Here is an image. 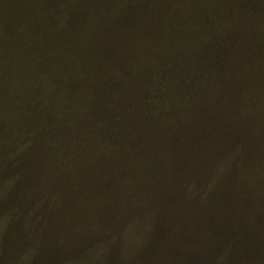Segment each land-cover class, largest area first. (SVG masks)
<instances>
[{
  "label": "trees",
  "instance_id": "1",
  "mask_svg": "<svg viewBox=\"0 0 264 264\" xmlns=\"http://www.w3.org/2000/svg\"><path fill=\"white\" fill-rule=\"evenodd\" d=\"M59 3L0 53V264H264V0H76L44 42Z\"/></svg>",
  "mask_w": 264,
  "mask_h": 264
},
{
  "label": "rangeland",
  "instance_id": "2",
  "mask_svg": "<svg viewBox=\"0 0 264 264\" xmlns=\"http://www.w3.org/2000/svg\"><path fill=\"white\" fill-rule=\"evenodd\" d=\"M52 1H56V0H52ZM58 1L60 2L59 3L60 5H58V7L61 13L57 11L59 12L60 15L56 18L51 16L50 19L48 20L47 23L51 26L52 31H50V29L45 30L44 33L46 34H45L44 42L47 41L49 38L53 37V31L56 26L60 29L61 27L64 26L65 22L67 21L69 10L72 6H74L76 0H58ZM35 2L36 0H0V53H2V49L5 50L6 42H8L10 39L17 38L19 42L18 44L20 45V47H24L28 43L31 44L30 34H28V32L26 31L28 30V28H30V26L32 25V22L35 21L29 17L33 15L32 10L35 6ZM27 19H30V24H28L27 26L20 25L21 20H27ZM33 28H35L34 25H33ZM21 52H24V51H20V53ZM43 58H45V56H43ZM22 61L24 64H26L24 60ZM0 69H1L0 72L2 73L3 68L1 67ZM1 86L4 87V85H1ZM1 92H2V89H0V97L9 99V95H7L8 90L6 92V88L3 93ZM9 107L10 105L8 106V108ZM23 147H24V144H23ZM22 149L21 150L16 149L17 151L14 150L12 153L13 155L8 159L2 160V162H0V165H3V161L9 162L10 160L13 161V159H16V158L18 159L19 158L18 155L20 154ZM5 153L7 155L9 152L7 151L3 152V154ZM232 163H233L232 160L225 161L218 168L217 174L222 173L224 170L229 168L230 164L232 165ZM8 219H9V216H8ZM1 233H2V230L0 231V235ZM226 263L228 264V260H226V258L224 257L222 258L219 264H226Z\"/></svg>",
  "mask_w": 264,
  "mask_h": 264
}]
</instances>
